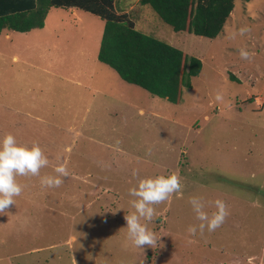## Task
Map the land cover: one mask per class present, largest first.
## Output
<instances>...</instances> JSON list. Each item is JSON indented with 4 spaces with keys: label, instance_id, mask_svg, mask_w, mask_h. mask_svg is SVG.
Wrapping results in <instances>:
<instances>
[{
    "label": "rangeland",
    "instance_id": "374dc122",
    "mask_svg": "<svg viewBox=\"0 0 264 264\" xmlns=\"http://www.w3.org/2000/svg\"><path fill=\"white\" fill-rule=\"evenodd\" d=\"M118 9L200 59L201 72L172 104L98 62L103 22L88 13L53 8L42 29L1 32L0 136L39 144L49 163L16 177L22 193L0 214V264H264V0H237L215 39L173 31L138 0ZM61 163L62 184H42ZM169 172L182 189L154 205L147 223L159 241L138 248L128 189ZM193 196L207 211L225 202L215 231H187L199 223Z\"/></svg>",
    "mask_w": 264,
    "mask_h": 264
},
{
    "label": "trees",
    "instance_id": "16d2710c",
    "mask_svg": "<svg viewBox=\"0 0 264 264\" xmlns=\"http://www.w3.org/2000/svg\"><path fill=\"white\" fill-rule=\"evenodd\" d=\"M237 0H138L175 32L215 39L223 30ZM246 1V0H241ZM119 0H0V33L41 29L50 9H75L103 22L98 62L115 71L125 83L178 104L183 89L202 69L201 60L168 43L136 30Z\"/></svg>",
    "mask_w": 264,
    "mask_h": 264
},
{
    "label": "clouds",
    "instance_id": "9594fccd",
    "mask_svg": "<svg viewBox=\"0 0 264 264\" xmlns=\"http://www.w3.org/2000/svg\"><path fill=\"white\" fill-rule=\"evenodd\" d=\"M250 29L245 25L241 26L237 33L244 35ZM239 54L242 59H249L251 53L241 48ZM218 100L221 99L217 94ZM48 158L44 155L39 144L33 142L31 145L21 144L12 133H5L0 136V214H4L10 205H14V198L22 193V185L17 181V176H37L40 169L48 165ZM57 175H46L41 177V182L47 187H59L63 178L68 173L67 167L61 163L54 169ZM133 176H136L135 170ZM182 189L180 178L176 172L145 176L137 179L136 183L128 189V195L134 211L125 215L127 235L131 242L138 248L147 245L151 247L159 241L156 233L148 227L147 222L154 220V205L166 201L170 195ZM189 204L196 219V225H190L187 231L196 235L207 230L215 231L219 228L229 211L222 199L212 202L214 210L207 211L206 202L202 197L193 196ZM143 264V262H142Z\"/></svg>",
    "mask_w": 264,
    "mask_h": 264
},
{
    "label": "crops",
    "instance_id": "0c3cea01",
    "mask_svg": "<svg viewBox=\"0 0 264 264\" xmlns=\"http://www.w3.org/2000/svg\"><path fill=\"white\" fill-rule=\"evenodd\" d=\"M53 9V8H52ZM51 10V9H50ZM69 10H73V11H78V10H75V9H69ZM79 12V11H78ZM128 12V11H127ZM49 13V12H48ZM48 15V14H47ZM46 18H47V16H46ZM45 21H46V19H45ZM45 21H44V25H45ZM43 28H44V26H43ZM42 29V28H41ZM36 30V29H35ZM4 31H8V30H3L2 32H4ZM32 31V30H31ZM9 32H13V31H9ZM1 34V33H0ZM6 37H8V35H6ZM13 60H16V58L14 57L13 58Z\"/></svg>",
    "mask_w": 264,
    "mask_h": 264
}]
</instances>
